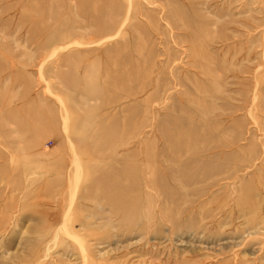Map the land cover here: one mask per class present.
<instances>
[{
  "label": "rangeland",
  "instance_id": "obj_1",
  "mask_svg": "<svg viewBox=\"0 0 264 264\" xmlns=\"http://www.w3.org/2000/svg\"><path fill=\"white\" fill-rule=\"evenodd\" d=\"M0 264H264V0H0Z\"/></svg>",
  "mask_w": 264,
  "mask_h": 264
},
{
  "label": "bare ground",
  "instance_id": "obj_2",
  "mask_svg": "<svg viewBox=\"0 0 264 264\" xmlns=\"http://www.w3.org/2000/svg\"><path fill=\"white\" fill-rule=\"evenodd\" d=\"M8 143H12L11 141L10 142H8ZM14 143V142H13ZM9 145V144H8Z\"/></svg>",
  "mask_w": 264,
  "mask_h": 264
}]
</instances>
